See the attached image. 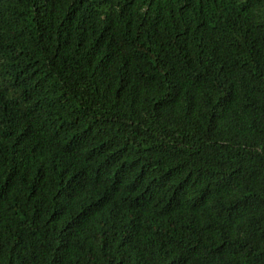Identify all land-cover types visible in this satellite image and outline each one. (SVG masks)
<instances>
[{
    "label": "trees",
    "instance_id": "obj_1",
    "mask_svg": "<svg viewBox=\"0 0 264 264\" xmlns=\"http://www.w3.org/2000/svg\"><path fill=\"white\" fill-rule=\"evenodd\" d=\"M0 264H264V0H0Z\"/></svg>",
    "mask_w": 264,
    "mask_h": 264
}]
</instances>
